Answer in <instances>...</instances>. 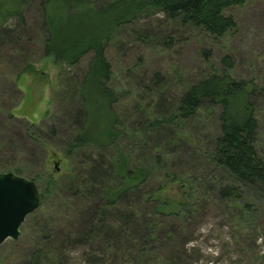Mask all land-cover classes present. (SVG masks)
<instances>
[{
  "label": "trees",
  "instance_id": "obj_1",
  "mask_svg": "<svg viewBox=\"0 0 264 264\" xmlns=\"http://www.w3.org/2000/svg\"><path fill=\"white\" fill-rule=\"evenodd\" d=\"M245 1L0 0V46L24 39L27 12L37 4L47 56L76 66L92 53L87 74L70 90L76 102L64 118L63 135L55 125L48 132L37 123L24 125L27 138L45 148L51 145L47 139L61 135L65 156L51 150L50 159L59 157L58 162L70 165L63 178L50 176L42 192V204L55 194L67 203L55 211L59 215L53 225L44 222L41 228L44 237H55L59 243H38L28 264H74L71 249L77 244L83 245V264H186L187 223L200 212L207 195L199 192L204 186L199 176L176 171L173 165L182 155H168L170 146L191 143L190 157L204 158L200 172L216 177L219 185L214 189L222 198L238 197L240 186L264 191V157L255 145L259 122L251 99L253 83L237 79L229 69H214L170 98L160 85L164 75L158 72L155 97L122 109L107 57L109 45L125 26L154 12L219 39L237 28L236 17L226 10ZM224 61L232 68L228 57ZM202 112L215 116L219 124L208 146L186 133L188 123L204 117ZM12 121H20L13 112L0 116V172L22 174L26 168L18 164L8 139ZM221 173L226 181L221 182ZM37 177L30 179L38 181ZM174 184L181 197L164 199V191ZM35 215L29 216L33 220ZM99 240L104 242L102 252L96 249Z\"/></svg>",
  "mask_w": 264,
  "mask_h": 264
},
{
  "label": "rangeland",
  "instance_id": "obj_2",
  "mask_svg": "<svg viewBox=\"0 0 264 264\" xmlns=\"http://www.w3.org/2000/svg\"><path fill=\"white\" fill-rule=\"evenodd\" d=\"M27 14L24 39L0 46V116L13 112L19 118L20 121H12L8 139L13 141L18 164L26 168L20 175L31 178L38 174V184L44 192L50 176L63 178L70 168L66 160L61 163L59 157L50 159L49 153L55 150L60 157L65 156V143L60 140L63 121L76 102L70 98V90L78 87L87 74L92 53L76 66L55 62L45 53L46 34L38 5H32ZM226 14L236 17L237 28L219 39L199 28L170 21L161 12L149 13L135 24L125 26L107 51L113 69L112 86L119 97V107L125 109L137 100L149 103L160 85L171 98L200 76L209 75L214 69L220 72L229 69L232 76L250 81L256 87L251 96L259 122L255 145L264 157V0H246L242 5L231 6ZM226 57L231 60L232 68L224 61ZM29 66L30 70L25 71ZM158 72L165 79L160 85L154 77ZM202 113L204 117L188 123L186 133L198 144L208 146L213 135L218 134L219 124L215 116ZM26 123H37L46 132L55 125L61 135L52 141L47 139L51 144L47 148L38 146L27 138ZM185 144L167 149L170 156L182 155L173 167L177 172H193L199 176L201 185L204 184L199 192L204 190L207 195L200 212L194 213L187 223L190 234L187 235L186 264H264V191L256 193L240 186L238 197L222 198L214 189L216 177H203L204 173L200 172L204 158L190 157L191 143ZM130 146L137 148L138 144ZM223 179L221 173V182ZM174 185L164 191V199L181 197L178 186ZM56 195L33 212L38 214L36 218L27 217L19 239L9 238L0 245V264H28L38 243L52 244L53 240L59 243L57 238L44 237L41 232L42 224L53 225L59 215L55 211L67 204L64 197L58 201ZM82 247L77 244L71 249L74 264L85 262ZM104 247V242L99 240L96 249L102 252Z\"/></svg>",
  "mask_w": 264,
  "mask_h": 264
},
{
  "label": "water",
  "instance_id": "obj_3",
  "mask_svg": "<svg viewBox=\"0 0 264 264\" xmlns=\"http://www.w3.org/2000/svg\"><path fill=\"white\" fill-rule=\"evenodd\" d=\"M42 203L38 181L14 171L0 172V245L9 238L19 239L27 217Z\"/></svg>",
  "mask_w": 264,
  "mask_h": 264
}]
</instances>
